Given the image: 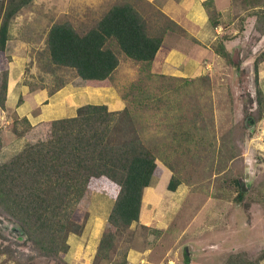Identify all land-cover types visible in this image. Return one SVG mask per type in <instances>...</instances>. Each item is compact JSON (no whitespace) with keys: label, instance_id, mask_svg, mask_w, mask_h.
Masks as SVG:
<instances>
[{"label":"rangeland","instance_id":"1","mask_svg":"<svg viewBox=\"0 0 264 264\" xmlns=\"http://www.w3.org/2000/svg\"><path fill=\"white\" fill-rule=\"evenodd\" d=\"M122 1L34 0L19 11L11 25L8 49L0 52V62L18 82L7 103L12 108L0 106V162L34 141L31 136H19L17 131L26 124L19 121L14 126L13 120L25 114L30 103L35 113L41 111L52 89L64 85L41 113L42 121L75 116L79 106L105 104L110 99L106 93L114 94L113 98L119 94L125 101L121 110L130 108L136 135L155 152L163 170L153 182L161 180L159 193L153 194L156 200L150 201L148 189L140 220L117 236L107 263L127 261L132 250H139L132 264H225L238 253L264 264V109L255 101L254 80L255 58L264 51L257 43L259 30L251 25L245 32L240 22L231 25L223 18V32H227L218 40L231 35L233 28L238 31L239 49L232 54L237 66L222 57L221 69L188 78V82L160 74L155 62L149 65L119 53L113 86L99 88L104 90L97 94L74 70L48 63L46 40L53 24L68 21L83 33ZM129 1L138 5L137 0ZM150 10L154 12L152 8L146 12ZM70 90L77 91L75 103L73 98L66 99ZM38 124L33 130L36 135L40 134ZM172 176L179 181L175 191L167 187ZM105 191L106 195L92 191L75 213V220L85 228L88 224L103 228L101 235L114 203L112 194ZM97 221L102 223L95 225ZM8 225L0 214V229L5 233L1 244L8 247V253L0 254V264H69L65 258L71 257V247L63 257L37 255L21 244L19 230H9ZM95 232L93 240L97 241ZM83 233H71L70 246ZM95 247L93 242L92 251ZM82 258L91 259L87 254Z\"/></svg>","mask_w":264,"mask_h":264},{"label":"trees","instance_id":"2","mask_svg":"<svg viewBox=\"0 0 264 264\" xmlns=\"http://www.w3.org/2000/svg\"><path fill=\"white\" fill-rule=\"evenodd\" d=\"M33 1L0 0V52L8 49L14 18ZM210 15L211 22L218 24ZM223 39L231 37L222 36L219 55L235 65ZM163 40L164 33L154 30L138 7L125 0L113 4L86 32H79L68 21L53 24L46 55L51 66L74 70L84 84L109 87L120 64L119 53L150 65ZM263 61L264 51L254 61L255 101L260 109H264L259 84ZM9 81L10 69L0 62V106L4 110ZM63 87L59 85L49 95ZM19 121L26 124L17 131L19 136H31L34 141L10 160L0 162V214L9 221L7 228H17L21 244L37 255L63 257L70 247L69 235L81 234L85 228L75 220L80 204L92 191L107 190L114 204L92 264L110 263L117 236L140 220L145 188L163 170L155 152L136 135L130 108L113 111L106 104L88 103L75 116L41 121L39 135L26 117L14 119V126ZM178 184L172 176L167 187L175 191ZM240 194L244 192L240 190ZM4 235L0 229V254L8 253V247L1 244ZM225 264H260V259L238 253Z\"/></svg>","mask_w":264,"mask_h":264},{"label":"crops","instance_id":"3","mask_svg":"<svg viewBox=\"0 0 264 264\" xmlns=\"http://www.w3.org/2000/svg\"><path fill=\"white\" fill-rule=\"evenodd\" d=\"M136 1V0H135ZM138 9L140 13L147 19L151 27L158 31L164 33V40L161 48L159 49L156 59L154 60V66L158 69L160 74L165 76H172L177 78H195L199 74H205L206 71L212 69H221V55H219V38L221 35L227 31L223 32V27L221 20L223 18L229 19L228 21L231 25L240 22L239 24L245 27V32L249 26H253L255 29L259 30V35L257 43L263 46L264 49V0H137ZM208 2V4H205ZM134 3V2H133ZM147 6V7H146ZM145 7L147 9H145ZM153 9L148 11V9ZM144 10V12H143ZM155 12H157L159 19L154 18ZM215 14L214 20L218 24H213L211 22V15ZM15 21V20H14ZM233 28V26H232ZM230 40L225 42V48L228 52L234 53V51L239 49V41L237 37L238 31L234 28L232 30ZM13 38V37H12ZM12 40V39H11ZM10 40V41H11ZM9 41V42H10ZM258 44V45H259ZM217 45V47H216ZM257 45V46H258ZM9 46V43H8ZM256 52V51H255ZM220 58V60H219ZM158 63V65H157ZM260 86L264 92V61L260 64L259 72ZM17 87L18 82L16 78L14 79L10 71V81L8 87V100L12 95L13 86ZM25 88H29L24 85ZM89 86V85H88ZM92 87V86H91ZM111 87V86H109ZM19 88V87H18ZM97 94H101L102 91L99 88L105 87H95ZM107 88V87H106ZM62 89L57 91L61 92ZM77 91L70 90L66 95V99L78 98L76 95ZM48 94V93H47ZM40 93L36 94L39 96ZM54 95H49L45 104L41 107V111L35 113V107L33 103L29 104V109L25 110V114H18L17 117L20 119L26 117L29 122L35 126L42 120L43 110L46 106H51V101L55 97ZM105 94L109 101L105 104L108 105L110 110L117 111L124 107L125 101L121 95L117 94L114 96ZM83 96V95H82ZM118 96V97H116ZM7 100V103H8ZM31 101V100H30ZM32 102V101H31ZM70 102V101H69ZM88 104V103H87ZM72 105V103L70 104ZM77 106V104H75ZM85 105V104H84ZM7 107H9L7 105ZM80 107V106H79ZM12 107H9V109ZM14 110V109H13ZM2 118V115H1ZM44 121V120H43ZM25 137V136H24ZM156 175H153L151 183L145 188L143 195V203L145 202L146 192L150 190V201L156 200L153 194L159 193L158 187L160 184V179L158 182H154ZM106 195L107 192H102ZM114 204V203H112ZM113 206V205H112ZM99 217H95V221ZM107 221V220H106ZM100 222V221H99ZM98 221L95 225H98ZM102 222H100L101 224ZM97 226L93 227L88 224L84 229L83 235L80 236L77 243L71 245V257H66L65 260L69 264H91L92 257H95L99 242L102 237V229ZM97 230V241H94L95 231ZM91 232V236H90ZM71 238V237H69ZM96 243L95 249L92 251V243ZM69 243V242H68ZM70 245V243H69ZM74 248V251L72 250ZM141 252L139 250H132L127 257L128 264H132L137 256ZM87 254L90 255V261H82V257ZM82 258V259H81ZM94 260V259H93ZM91 262V263H90Z\"/></svg>","mask_w":264,"mask_h":264},{"label":"water","instance_id":"4","mask_svg":"<svg viewBox=\"0 0 264 264\" xmlns=\"http://www.w3.org/2000/svg\"><path fill=\"white\" fill-rule=\"evenodd\" d=\"M241 185H242V190L246 191L247 190V186H246L245 182H242Z\"/></svg>","mask_w":264,"mask_h":264}]
</instances>
